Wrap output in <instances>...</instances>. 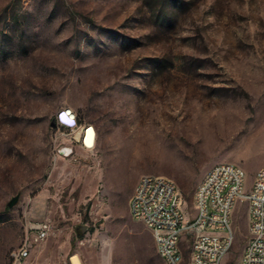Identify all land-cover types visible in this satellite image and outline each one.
Wrapping results in <instances>:
<instances>
[{"label": "rangeland", "instance_id": "374dc122", "mask_svg": "<svg viewBox=\"0 0 264 264\" xmlns=\"http://www.w3.org/2000/svg\"><path fill=\"white\" fill-rule=\"evenodd\" d=\"M67 109L93 149L53 124ZM222 162L245 171V190L264 162V0H0V264H163L129 213L138 180H172L193 217ZM246 208L222 264L248 241Z\"/></svg>", "mask_w": 264, "mask_h": 264}, {"label": "built area", "instance_id": "2783aa9c", "mask_svg": "<svg viewBox=\"0 0 264 264\" xmlns=\"http://www.w3.org/2000/svg\"><path fill=\"white\" fill-rule=\"evenodd\" d=\"M62 111L55 116L56 125L77 130L74 142L90 150L86 139L93 127H81L76 114L64 119L60 115ZM92 143L95 147L94 129ZM245 177V171L236 164L222 162L211 167L194 191L195 215L192 217L187 215V205L172 180L144 175L131 195L139 196V204H130L129 200V213L149 231L158 230V237L152 238L162 263L183 264L185 254L176 256V246H182V238L189 236V264H222L236 237L233 218L236 203L245 202L248 241L237 264H264V162L248 190H245ZM30 233L34 242H44L49 227L46 223H36L30 227ZM28 243L26 240L11 253L15 263L29 257Z\"/></svg>", "mask_w": 264, "mask_h": 264}, {"label": "bare ground", "instance_id": "6f19581e", "mask_svg": "<svg viewBox=\"0 0 264 264\" xmlns=\"http://www.w3.org/2000/svg\"><path fill=\"white\" fill-rule=\"evenodd\" d=\"M92 139H93V129L90 128L87 132V139H86V144L89 146L90 149L94 148ZM65 151H66L65 156H68L70 154V151L67 149V150H63L62 152ZM130 204H139V196H131ZM150 232L152 237H158V230H150ZM176 256H183V254L181 253L180 246H176ZM69 261L71 262V264H82V262L80 261L77 255H72L69 258Z\"/></svg>", "mask_w": 264, "mask_h": 264}, {"label": "clouds", "instance_id": "9594fccd", "mask_svg": "<svg viewBox=\"0 0 264 264\" xmlns=\"http://www.w3.org/2000/svg\"><path fill=\"white\" fill-rule=\"evenodd\" d=\"M64 119H68L69 117H73L75 116V113L70 110V109H67V110H64L62 111V113L60 114Z\"/></svg>", "mask_w": 264, "mask_h": 264}, {"label": "water", "instance_id": "95a60500", "mask_svg": "<svg viewBox=\"0 0 264 264\" xmlns=\"http://www.w3.org/2000/svg\"><path fill=\"white\" fill-rule=\"evenodd\" d=\"M16 202H17V198L15 197L8 203V207L11 208ZM78 231H79V233L80 232H84L85 228L84 227H79Z\"/></svg>", "mask_w": 264, "mask_h": 264}, {"label": "trees", "instance_id": "16d2710c", "mask_svg": "<svg viewBox=\"0 0 264 264\" xmlns=\"http://www.w3.org/2000/svg\"><path fill=\"white\" fill-rule=\"evenodd\" d=\"M170 1H173L174 3L177 2V0H170ZM164 23V21L162 22ZM55 121H53V124H54ZM157 262L156 260V257L154 256V254L152 253L151 256H150V264H155Z\"/></svg>", "mask_w": 264, "mask_h": 264}]
</instances>
